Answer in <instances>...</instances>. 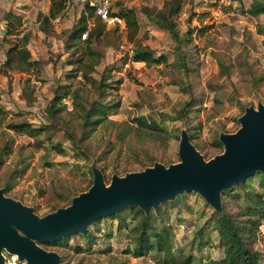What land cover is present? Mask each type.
Here are the masks:
<instances>
[{"label":"rangeland","instance_id":"obj_1","mask_svg":"<svg viewBox=\"0 0 264 264\" xmlns=\"http://www.w3.org/2000/svg\"><path fill=\"white\" fill-rule=\"evenodd\" d=\"M256 1L264 0H179L177 9L166 13L177 38L161 19L168 0H111L114 13L128 9L134 12L139 24L135 41L127 39L125 25L105 26L90 46L82 37L69 46L71 31L84 12L88 15L86 0H67L65 9L45 25L41 24L40 14L48 13L50 0H20L22 6L15 5L16 0H2L0 150L7 144L9 153L3 155L0 165V188L10 185L5 196L44 216L65 207L71 195L87 191L95 169L101 171L108 186L113 175L142 171L155 163L168 167L179 162L182 132L205 160L222 153L224 146L216 142L223 131H236L241 126L239 117L247 108L257 110L259 105L264 106V12H249ZM7 11L14 15L10 30L4 19ZM17 13L21 18L19 25ZM94 21L95 17L88 15V29ZM246 30L250 31L253 46L245 41ZM24 38L30 59L36 61L29 69L15 68L6 62L10 47H21ZM135 43L147 46L159 61H133ZM90 49L100 53V58L84 77L76 70L75 59L86 57ZM241 53L246 54L250 70L260 77L255 86L245 84L237 66ZM102 79L108 83L102 102L118 105L106 111L105 118L81 144L83 153L65 135L70 130L77 137L81 134L78 122L67 125L73 109L72 95L78 89L89 99L97 97ZM182 80L187 89L180 84ZM61 86L67 92L61 99L64 110L53 120L47 115L46 106L61 93ZM186 100L192 105L188 132L182 121L170 120ZM23 117L35 127L49 125L51 140L36 143L34 138L6 128L11 121ZM136 117L155 119L159 130L139 125ZM257 182L253 180L256 186ZM258 191L264 193V188ZM193 193L185 194L177 206L168 209L166 221L175 232L176 247L207 264L210 259L223 257L224 252L215 230L211 231L208 244L199 250L190 248L195 230L214 215V208L204 197ZM228 199L224 198L226 210L236 213L244 198ZM129 226L118 228L116 218H103L98 230L92 227L94 244H85L76 234L66 246L46 242L39 245L58 253L62 264H164L153 251L139 257L124 252L132 246ZM263 227L247 237L250 247L260 254L261 264ZM78 247L82 250L78 251ZM3 255L10 256L5 251Z\"/></svg>","mask_w":264,"mask_h":264},{"label":"trees","instance_id":"obj_2","mask_svg":"<svg viewBox=\"0 0 264 264\" xmlns=\"http://www.w3.org/2000/svg\"><path fill=\"white\" fill-rule=\"evenodd\" d=\"M67 0H50L48 13L40 14L41 24H47L50 19L56 18L66 7ZM179 5V0H168L166 3V10L161 15L165 27L168 28L173 35L178 38L177 31L174 30L171 22L166 16V13L174 11ZM86 11L89 16H94L93 7L89 0H86ZM111 8V0H110ZM251 14H259L264 12V1H256L250 8ZM123 17L125 28L127 30V39L131 42L135 41L139 30V24L135 17L134 12L131 9L115 13ZM86 13L80 17L78 24L71 31L69 36V46L75 45L77 41L81 40L82 34L86 31L85 43L90 46L92 39H99L100 34L105 28V24L96 16L92 27H87ZM7 29L12 27L14 18L13 13L6 12ZM17 19V25L20 24V16L15 17ZM43 25V26H44ZM88 29V31H87ZM115 29V28H113ZM87 38V39H86ZM245 41L253 46L251 41L250 31H245ZM136 44L133 49L131 59L133 61L145 62L147 64L156 63L159 58L154 57L152 51L144 45ZM22 46L13 45L7 51L6 62L9 65L15 66V68L29 69L36 61L30 59V52L26 49V38L22 40ZM100 53H87V56H79L75 59L77 63V71L81 72L84 77H88V74L93 67L98 63ZM237 66L244 75V82L247 86H255V82L259 80V76L250 70L249 65L246 62V54L241 53L237 57ZM12 63V64H10ZM222 64V63H221ZM184 66V65H183ZM222 74H218L217 77H221ZM104 78V76H103ZM104 79L100 81L97 86V97L89 99L82 96L78 89H75L72 95L73 109L70 112L71 119L67 121L69 126L73 121L78 122L81 127L80 136H75L74 132L67 131L65 135L71 139L74 147L85 153L81 148V144L86 140L90 133L94 130V127L105 118L106 111L112 108H116L118 103L105 102L103 103V96L105 93V86H107ZM180 84L185 89L188 85L185 81H181ZM65 86H61V93L56 94L49 104L46 106L47 115L51 119H55L57 115H60L64 110L61 99L67 95L64 90ZM192 105L189 100L182 103L181 107L176 110L170 120H180L184 123L186 131H190V123L188 121ZM3 109L0 107V114ZM136 121L139 125H145L153 130H159L155 119L147 121L142 117H136ZM55 122V121H53ZM8 130H12L21 134H25L35 139L36 143H43L44 140H51L52 129L49 125H42L41 127L33 126L26 118H19L11 121L6 125ZM70 128V127H69ZM235 130H224V133H230ZM190 141V140H189ZM216 144L223 147L222 143L218 140ZM61 152V147H58ZM9 153L8 145L4 144L0 150V165L3 161V155ZM84 155V154H83ZM86 155H84L85 157ZM86 158V157H85ZM93 173L92 171H90ZM257 179V186L253 183V180ZM93 184L90 183L89 187ZM264 188V174L261 171H256L252 175L246 178L244 182L232 185L228 189L221 192V205L219 209L214 208V215L209 216L201 227L195 230L194 236L190 243V248L194 250L201 249L204 245L210 242L209 235L212 230H215L218 234V245L222 247L224 255L219 259H210L207 264H261L260 254L258 251L252 249L247 240L248 235H253V231L257 228L264 226V193L258 191V189ZM2 189V188H0ZM10 190V185H5L2 189L5 194ZM195 191H185V193L178 194L173 199L167 200L164 203H160L156 207H151L149 211H145L139 205L126 206L114 213L108 214L97 218L94 222L87 226L86 231H77L55 241L46 242L48 245H68L70 237L79 234L84 240L85 244L91 245L95 243L96 235L92 231V227L98 230V223L101 219L116 218L118 220V228L128 227L130 232L128 236L130 238L132 246L124 249L125 253H131L135 257L144 255L149 251L156 253V257L159 262L164 264H203L200 259H195L192 254L184 253L180 247H176L175 232L172 229L171 224H168L166 219L168 217L167 211L170 207H175L178 202L181 201L185 194H194ZM77 195H71L69 197L70 205L72 198ZM244 198L243 203L238 207L236 213L228 212L226 210V203L224 198ZM228 199V200H229ZM209 204V203H208ZM65 206V207H66ZM59 209V208H57ZM56 209V210H57ZM128 220V221H127ZM133 223V224H132ZM264 228V227H263ZM78 251L82 249L77 248ZM62 263V258L60 257Z\"/></svg>","mask_w":264,"mask_h":264},{"label":"water","instance_id":"obj_3","mask_svg":"<svg viewBox=\"0 0 264 264\" xmlns=\"http://www.w3.org/2000/svg\"><path fill=\"white\" fill-rule=\"evenodd\" d=\"M234 133L219 137L224 151L205 160L186 132L179 142L180 161L165 167L155 163L142 171L113 175L107 186L95 169L91 187L72 198L71 204L38 216L31 207L5 196L0 189V264L3 251L17 255L25 264H62L54 251L39 243L55 241L86 231L97 218L139 205L145 211L185 191H195L215 209L221 192L261 171L264 174V106L247 108Z\"/></svg>","mask_w":264,"mask_h":264},{"label":"built area","instance_id":"obj_4","mask_svg":"<svg viewBox=\"0 0 264 264\" xmlns=\"http://www.w3.org/2000/svg\"><path fill=\"white\" fill-rule=\"evenodd\" d=\"M93 7L94 16L98 17L106 26H123L125 25L123 17L115 14L110 8V0H89ZM86 32L82 34V38L86 37ZM4 252V251H3ZM10 254V253H8ZM3 264H25L19 261L17 255L10 254L9 258L3 255Z\"/></svg>","mask_w":264,"mask_h":264},{"label":"crops","instance_id":"obj_5","mask_svg":"<svg viewBox=\"0 0 264 264\" xmlns=\"http://www.w3.org/2000/svg\"><path fill=\"white\" fill-rule=\"evenodd\" d=\"M16 1H17V3H15V5H17V6H22L21 3H20V0H16ZM1 3H3L2 0H0V4H1ZM23 10H26V8H24ZM7 12H8V11H7ZM5 13H6V12H5ZM19 15H20V14L17 13V16H19ZM4 19H5V21H6V16H5V14H4Z\"/></svg>","mask_w":264,"mask_h":264}]
</instances>
